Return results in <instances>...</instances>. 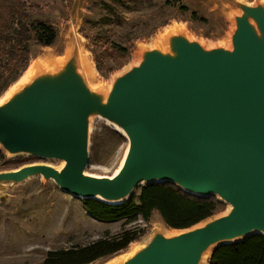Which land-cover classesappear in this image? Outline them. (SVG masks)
Listing matches in <instances>:
<instances>
[{
    "label": "water",
    "instance_id": "95a60500",
    "mask_svg": "<svg viewBox=\"0 0 264 264\" xmlns=\"http://www.w3.org/2000/svg\"><path fill=\"white\" fill-rule=\"evenodd\" d=\"M247 13L258 21L259 36L242 14L231 52H206L197 42L172 36L176 56L148 52L143 66L117 82L109 102L99 107L130 137L117 175H84L88 113L97 106L68 63L58 76L0 107V141L9 152L59 157L65 168L31 167L7 175L20 178L40 171L62 190L96 200L97 194H131L136 185L169 181L232 205L228 214L200 228L154 238L129 264H194L211 242L253 229L216 246L264 235V12Z\"/></svg>",
    "mask_w": 264,
    "mask_h": 264
},
{
    "label": "rangeland",
    "instance_id": "374dc122",
    "mask_svg": "<svg viewBox=\"0 0 264 264\" xmlns=\"http://www.w3.org/2000/svg\"><path fill=\"white\" fill-rule=\"evenodd\" d=\"M31 1L34 18L51 22L57 35L51 45H31L28 66L36 64L42 74L50 71L44 66L59 64L61 71L67 63L74 65L89 87H108L118 74L137 65L143 51L157 46L161 36L173 28L176 34L188 36V41L201 47L232 48L239 4V0H126L123 4L108 0ZM110 41L127 51L119 52ZM87 132L84 175L111 176L125 153L127 138L113 123L94 114L88 116ZM0 150L5 156L0 159V264H43L48 251L87 245L124 230L142 231L139 239L122 251L88 263L111 264L148 246L158 236L182 233L228 214V203L223 202L216 214L188 228L169 227L156 212L148 221L140 217L132 221H100L89 214L81 197L62 190L51 175L40 171L20 178L7 175L44 166L61 172L66 165L64 159L6 152L1 145ZM140 186L136 185L125 201H137ZM215 246L210 248L208 264Z\"/></svg>",
    "mask_w": 264,
    "mask_h": 264
},
{
    "label": "trees",
    "instance_id": "16d2710c",
    "mask_svg": "<svg viewBox=\"0 0 264 264\" xmlns=\"http://www.w3.org/2000/svg\"><path fill=\"white\" fill-rule=\"evenodd\" d=\"M108 1L123 4L126 0ZM104 3L107 5L108 2ZM34 7L31 0H0V94L27 69L32 44L51 45L56 39V29L51 22L34 18ZM110 43L123 54L127 51L120 44ZM4 157L0 150V159ZM82 201L89 214L100 221H132L138 217L148 221L156 212L172 228L191 227L213 216L223 206L215 195L197 196L169 181L142 184L137 201L119 204H107L94 198H83ZM141 235L142 231L124 230L87 245L48 251L42 263L88 264L122 251ZM209 264H264V235L254 233L241 240L215 246Z\"/></svg>",
    "mask_w": 264,
    "mask_h": 264
},
{
    "label": "bare ground",
    "instance_id": "6f19581e",
    "mask_svg": "<svg viewBox=\"0 0 264 264\" xmlns=\"http://www.w3.org/2000/svg\"><path fill=\"white\" fill-rule=\"evenodd\" d=\"M238 10L235 11V19L237 20V17H241V15L243 14L244 17H246V20L248 22V24L250 25V27L252 28L253 32L255 35L259 36V27H258V21L253 17V16H249V14L247 13L248 11H252V12H264V0H254V1H248V0H239L238 2ZM177 30L175 28L170 29L168 32H166L164 35L161 36V38L159 39V42L156 44L157 46L150 48L149 50H144L142 53V57L141 59H138V64L134 65L130 68H128L127 70H124L123 72H121L120 74H118L110 83V85L108 87L105 86H100L98 84H94L92 87H89L84 78L83 80H80V73L79 72H75L76 74V79H78L82 85L85 87V89L88 91L89 95L91 96L92 101L94 102V104L97 106V109H94L92 112L90 113H94V115H96L98 118H102L104 120H107L111 123H113V125L115 126V128L121 132L128 140V145L127 148L125 150V153L121 159V162L119 164V166L116 168V170L114 171V173L112 174L113 176L117 175L119 173V171L122 169L126 158L128 156L129 150H130V137L128 135V132L125 128V126L123 124H121L119 121L113 119V118H108L106 116L102 115V111L100 110V106L103 104H106L109 102L110 98H111V93L113 91L114 86L117 84L118 81H120L122 78H124L129 72H131L133 69H135L136 67H140L143 66L142 64L143 62V57L145 55H153L154 57H165V56H171L174 57L176 56V51L174 48V44H172V42H169V37L167 38V36H169L170 34H176ZM174 36H180L183 39H187L190 40V38L186 35H182V34H176ZM162 41L164 42V45L162 43ZM168 43V44H165ZM203 45V44H202ZM173 47V48H172ZM233 44H232V48H222L223 50L227 51V52H231L233 49ZM202 48L204 49V51L206 52H212L211 50L216 49V47L212 48H208V47H204L202 46ZM172 50V51H171ZM151 52V53H150ZM152 57V58H154ZM135 59V58H134ZM145 60V59H144ZM61 61V60H59ZM148 61V60H147ZM146 61V62H147ZM65 62H68V59L65 60ZM143 62V63H142ZM145 62V64H146ZM36 64H31L30 66H28V68L24 71V73L14 82L12 83L5 91L4 94L2 95V97L0 98V107L17 99L18 97H20L22 94H24L27 90H29L32 86H34L36 83H46L44 81L46 80H50L51 76L56 77L58 76L61 71H60V67L59 64H57L56 66L49 68L47 66H44V70H48L50 69V71H45L42 74H39L38 70H36ZM79 73V75H78ZM99 109V111H98ZM88 113L89 115H92ZM0 145L2 146V148L6 151L9 152V150L3 145V143L0 141ZM130 191L126 192V193H121L119 195L113 196V197H104L101 194H97L96 198H98L99 200H104L105 202H110V203H118L121 201H124L125 199L128 198ZM228 212H230L232 210V205L230 203H228ZM203 226V225H202ZM202 226H198L199 228ZM196 227V228H198ZM194 229V228H193ZM257 231L255 229L251 230L250 232H254ZM248 232V233H250ZM245 233V234H248ZM182 233H173L168 235L166 238H174L179 236ZM245 234L243 235H238V236H234V237H230V238H224V239H220V240H216L214 242L209 243L204 249L200 250L197 253V257L194 261V264H208L207 262V257L210 254V248L212 245L218 243V242H228V241H232V240H236V239H240L241 237H243ZM147 248V246L138 249L136 251H132L129 254H127L126 256H123L117 260H115L114 262H112L111 264H129L130 262H132L135 258H137V256H139L141 253L144 252V250Z\"/></svg>",
    "mask_w": 264,
    "mask_h": 264
}]
</instances>
